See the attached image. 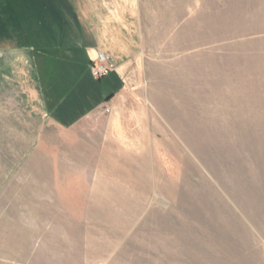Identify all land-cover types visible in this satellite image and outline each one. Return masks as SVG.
Segmentation results:
<instances>
[{
    "label": "rangeland",
    "instance_id": "374dc122",
    "mask_svg": "<svg viewBox=\"0 0 264 264\" xmlns=\"http://www.w3.org/2000/svg\"><path fill=\"white\" fill-rule=\"evenodd\" d=\"M97 8L143 47L125 130L79 146L31 47ZM0 264H264V0H0Z\"/></svg>",
    "mask_w": 264,
    "mask_h": 264
},
{
    "label": "crops",
    "instance_id": "0c3cea01",
    "mask_svg": "<svg viewBox=\"0 0 264 264\" xmlns=\"http://www.w3.org/2000/svg\"><path fill=\"white\" fill-rule=\"evenodd\" d=\"M96 10L88 12V18L80 23L68 21L62 30H45L50 37L47 45L31 47L32 51L36 49L32 62L36 81L31 89L36 109L63 133L77 132L79 146L86 144L80 140L87 139L89 133L96 139L93 143L96 145L101 135L105 137L110 131V126L115 136L117 131L125 130L114 114L125 101V69L137 59L143 47L137 20L128 19L122 10ZM100 51L117 61L118 70L96 82L87 81L80 72L87 66L91 73ZM106 107L112 115H106ZM105 122L111 123L106 129Z\"/></svg>",
    "mask_w": 264,
    "mask_h": 264
},
{
    "label": "built area",
    "instance_id": "2783aa9c",
    "mask_svg": "<svg viewBox=\"0 0 264 264\" xmlns=\"http://www.w3.org/2000/svg\"><path fill=\"white\" fill-rule=\"evenodd\" d=\"M118 70L117 61L108 53L98 52L97 58L91 66V73L95 79L101 80Z\"/></svg>",
    "mask_w": 264,
    "mask_h": 264
}]
</instances>
